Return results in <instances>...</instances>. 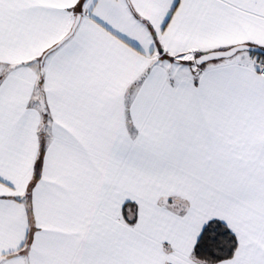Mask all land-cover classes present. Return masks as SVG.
Masks as SVG:
<instances>
[{
    "label": "snow or ice",
    "instance_id": "6c2138e0",
    "mask_svg": "<svg viewBox=\"0 0 264 264\" xmlns=\"http://www.w3.org/2000/svg\"><path fill=\"white\" fill-rule=\"evenodd\" d=\"M0 264H264V0H0Z\"/></svg>",
    "mask_w": 264,
    "mask_h": 264
}]
</instances>
